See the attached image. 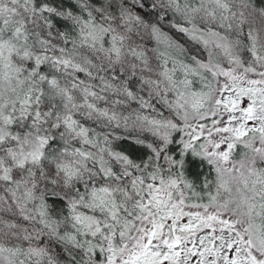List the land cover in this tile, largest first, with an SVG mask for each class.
<instances>
[{
    "label": "snow or ice",
    "instance_id": "1",
    "mask_svg": "<svg viewBox=\"0 0 264 264\" xmlns=\"http://www.w3.org/2000/svg\"><path fill=\"white\" fill-rule=\"evenodd\" d=\"M0 264H264V0H0Z\"/></svg>",
    "mask_w": 264,
    "mask_h": 264
}]
</instances>
